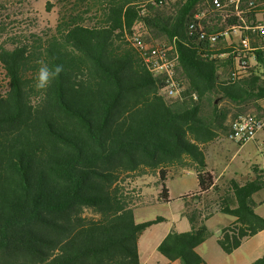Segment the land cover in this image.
<instances>
[{
  "label": "trees",
  "instance_id": "trees-1",
  "mask_svg": "<svg viewBox=\"0 0 264 264\" xmlns=\"http://www.w3.org/2000/svg\"><path fill=\"white\" fill-rule=\"evenodd\" d=\"M12 1L21 3L0 0L5 19ZM211 1L45 0L46 12L57 8L54 26L7 34L0 23V264H140L139 237L162 220L135 222L119 191L140 169L157 171L166 203L167 178L196 173L198 189L180 196L190 229L172 228L157 246L168 262L208 264L197 248L217 214L233 218L217 238L226 254L264 230L252 198L264 188L258 165L240 182L216 179L205 162L204 147L239 114L253 109L264 119L257 37L237 55L188 31ZM201 22L223 26L212 12ZM134 31L177 52L183 97L163 93L162 77L127 40ZM42 64L64 67L46 90L35 87ZM249 264H264V253Z\"/></svg>",
  "mask_w": 264,
  "mask_h": 264
},
{
  "label": "rangeland",
  "instance_id": "rangeland-1",
  "mask_svg": "<svg viewBox=\"0 0 264 264\" xmlns=\"http://www.w3.org/2000/svg\"><path fill=\"white\" fill-rule=\"evenodd\" d=\"M44 5L45 0H21V3L12 1V5L8 6L5 15L7 19L3 15L0 16V23L4 19L7 23L4 33H29L54 26L56 21L55 9L57 8H53V12H46ZM2 40L3 37H0V42ZM247 112L255 113L253 109H249ZM260 142L261 139L238 144L226 139L225 134L222 133L204 147L205 162L208 168L214 171L217 178L221 177L220 180L235 178L242 182L253 176V166L259 165L262 161L258 146ZM157 182V171L140 169L135 173L126 175L118 187L128 206L134 208L135 222L152 221L158 217L162 219L146 228L140 235L138 241L140 261L144 262L150 256V264H170L158 252V243L170 228L181 230L179 219L189 225L186 218L179 216L184 209L180 196L195 191L198 184L193 168H182L178 172H173L172 176L166 180L172 201L166 203L157 199L161 191V184ZM263 200L264 188L258 192L253 201L259 204L258 202ZM261 204L264 207V201ZM263 209L261 208V210ZM85 215L92 216L93 213L90 210H85ZM226 219L233 218L228 215L217 214L205 221L206 226L212 232V236L198 246V252L208 264H249L255 260V254L250 253V246L258 238L251 237L231 254L224 253L217 244V238L222 227L226 224Z\"/></svg>",
  "mask_w": 264,
  "mask_h": 264
},
{
  "label": "built area",
  "instance_id": "built-area-1",
  "mask_svg": "<svg viewBox=\"0 0 264 264\" xmlns=\"http://www.w3.org/2000/svg\"><path fill=\"white\" fill-rule=\"evenodd\" d=\"M170 1L172 0H156V3L162 5ZM206 12L217 13L223 26L208 30L201 22ZM188 31L191 35L196 34L199 40L211 43L222 40L237 52V55L251 50L249 45L251 37H257L259 45L264 49V0H212L210 10L197 11L194 14ZM127 40L139 52L150 72L162 77L163 93L171 99L183 97L186 85L176 74L177 52H169L170 47H167L165 43L154 45L146 43L139 31L132 32L127 36ZM237 63L244 65L246 60L239 58ZM192 98L197 100L198 97L192 94ZM263 126L264 119L257 114L242 113L230 122L225 137L242 144L254 140ZM258 146L262 155L258 169L264 175V141Z\"/></svg>",
  "mask_w": 264,
  "mask_h": 264
},
{
  "label": "crops",
  "instance_id": "crops-1",
  "mask_svg": "<svg viewBox=\"0 0 264 264\" xmlns=\"http://www.w3.org/2000/svg\"><path fill=\"white\" fill-rule=\"evenodd\" d=\"M262 106H263V108H264V100L262 101ZM261 139V142H260V144L264 141V126H263V129L262 130H260L259 132H257V136H255V141H259ZM258 145H259V143H258ZM209 170H212V169H210V168H208ZM213 171V170H212ZM214 172V171H213ZM215 174V173H214ZM219 178V177H218ZM217 177H216V179H218ZM198 189V188H197ZM196 189V190H197ZM195 190V191H196ZM261 191V190H260ZM259 192V191H258ZM258 192H256L255 194H253V196H252V198H253V200H254V198H255V196H257L258 195ZM181 200V199H180ZM182 201V200H181ZM264 201V200H263ZM263 201H261V202H258L259 204H257L255 201V211L258 213V214H260L261 216H264V209L263 210H261V208H264V207H262V204L261 203H263ZM183 202V201H182ZM184 204V203H183ZM183 210L184 209H182V212H180V214H179V216H182L183 218H185L183 215H182V213H183ZM177 219V218H176ZM179 221H180V223H181V230H179V231H187L188 229H190V224L188 225L187 223H185V222H183L182 220H180L179 219ZM233 221V219H226V224L225 225H227V224H229L230 222H232ZM189 223V222H188ZM224 225V226H225ZM172 228H170L169 230H167V232H166V234L171 230ZM166 234L164 235V237L166 236ZM253 237H257L258 239H257V241L253 244V245H251L250 246V249H251V251H250V253H253V254H255V259H257L258 257H260L263 253H264V230H261L260 232H258L255 236H253ZM249 239V238H248ZM247 239V240H248ZM244 242H246V240L244 241ZM243 242V243H244ZM160 243V242H159ZM158 243V244H159ZM139 251H140V249H139ZM197 251H198V248H197ZM139 257H140V255H139ZM140 264H150V256L147 258V259H145V261L144 262H141L140 261ZM170 264H179V262L178 261H174V262H170Z\"/></svg>",
  "mask_w": 264,
  "mask_h": 264
},
{
  "label": "clouds",
  "instance_id": "clouds-1",
  "mask_svg": "<svg viewBox=\"0 0 264 264\" xmlns=\"http://www.w3.org/2000/svg\"><path fill=\"white\" fill-rule=\"evenodd\" d=\"M64 71L62 64H57L54 68L50 69L47 65L42 64L39 68L38 76L36 78L35 87L38 90H46L51 82L60 76Z\"/></svg>",
  "mask_w": 264,
  "mask_h": 264
}]
</instances>
